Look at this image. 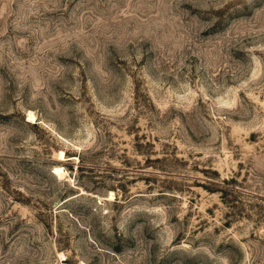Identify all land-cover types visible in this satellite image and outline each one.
<instances>
[{
	"label": "rangeland",
	"instance_id": "1",
	"mask_svg": "<svg viewBox=\"0 0 264 264\" xmlns=\"http://www.w3.org/2000/svg\"><path fill=\"white\" fill-rule=\"evenodd\" d=\"M0 264H264V0H0Z\"/></svg>",
	"mask_w": 264,
	"mask_h": 264
},
{
	"label": "bare ground",
	"instance_id": "2",
	"mask_svg": "<svg viewBox=\"0 0 264 264\" xmlns=\"http://www.w3.org/2000/svg\"><path fill=\"white\" fill-rule=\"evenodd\" d=\"M30 116H32V115H30ZM32 117H33V116H32ZM54 174H57V175H59V177H60L61 175L64 176L65 173L63 174L61 167H56V168H55V172H54ZM62 178H63V177H62Z\"/></svg>",
	"mask_w": 264,
	"mask_h": 264
}]
</instances>
